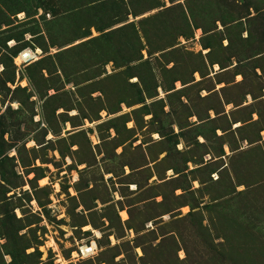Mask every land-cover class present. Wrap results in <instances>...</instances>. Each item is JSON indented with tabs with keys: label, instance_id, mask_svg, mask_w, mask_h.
<instances>
[{
	"label": "rangeland",
	"instance_id": "rangeland-1",
	"mask_svg": "<svg viewBox=\"0 0 264 264\" xmlns=\"http://www.w3.org/2000/svg\"><path fill=\"white\" fill-rule=\"evenodd\" d=\"M0 264H264V0H0Z\"/></svg>",
	"mask_w": 264,
	"mask_h": 264
},
{
	"label": "bare ground",
	"instance_id": "bare-ground-1",
	"mask_svg": "<svg viewBox=\"0 0 264 264\" xmlns=\"http://www.w3.org/2000/svg\"><path fill=\"white\" fill-rule=\"evenodd\" d=\"M20 56H21L22 59H25L27 57L26 54H21Z\"/></svg>",
	"mask_w": 264,
	"mask_h": 264
},
{
	"label": "built area",
	"instance_id": "built-area-1",
	"mask_svg": "<svg viewBox=\"0 0 264 264\" xmlns=\"http://www.w3.org/2000/svg\"><path fill=\"white\" fill-rule=\"evenodd\" d=\"M84 249H86V251L91 252V248L90 247L89 248H84Z\"/></svg>",
	"mask_w": 264,
	"mask_h": 264
}]
</instances>
